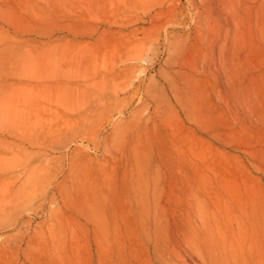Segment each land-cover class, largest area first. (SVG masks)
<instances>
[{
  "label": "rangeland",
  "instance_id": "374dc122",
  "mask_svg": "<svg viewBox=\"0 0 264 264\" xmlns=\"http://www.w3.org/2000/svg\"><path fill=\"white\" fill-rule=\"evenodd\" d=\"M197 209L264 250V0H0V264H203Z\"/></svg>",
  "mask_w": 264,
  "mask_h": 264
},
{
  "label": "bare ground",
  "instance_id": "6f19581e",
  "mask_svg": "<svg viewBox=\"0 0 264 264\" xmlns=\"http://www.w3.org/2000/svg\"><path fill=\"white\" fill-rule=\"evenodd\" d=\"M146 191L141 192L143 200L142 208L145 213L148 209ZM196 216L200 219L198 228H193L195 233H185L184 237L191 242L192 248L203 258V264H264V250L263 245H259L257 250L242 252L241 256L231 257L228 253L227 243L231 237L230 232L223 230L217 237L211 232L212 225H209L207 213L197 209ZM230 244L236 245L234 241ZM242 251L243 245H242Z\"/></svg>",
  "mask_w": 264,
  "mask_h": 264
}]
</instances>
